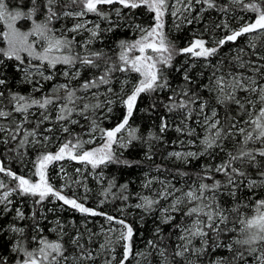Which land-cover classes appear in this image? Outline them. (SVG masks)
Instances as JSON below:
<instances>
[{
	"label": "snow or ice",
	"instance_id": "1",
	"mask_svg": "<svg viewBox=\"0 0 264 264\" xmlns=\"http://www.w3.org/2000/svg\"><path fill=\"white\" fill-rule=\"evenodd\" d=\"M0 264H264V0H0Z\"/></svg>",
	"mask_w": 264,
	"mask_h": 264
},
{
	"label": "trees",
	"instance_id": "2",
	"mask_svg": "<svg viewBox=\"0 0 264 264\" xmlns=\"http://www.w3.org/2000/svg\"><path fill=\"white\" fill-rule=\"evenodd\" d=\"M181 35H184V34H181ZM137 122L140 123L141 125H144V126H146V124H147V121H145V120H138ZM77 166H78V165H77ZM107 174L116 175V176H117L118 178H120V179H126V178H127L126 174L122 175L121 172L116 171L115 168H110V169H108V170H107ZM90 186H94L93 182H91V181H90ZM90 206H91V205H90ZM105 207L107 208L108 206L106 205ZM65 215L67 216V215H69V214H68V213H65ZM146 227H147V226H146Z\"/></svg>",
	"mask_w": 264,
	"mask_h": 264
}]
</instances>
